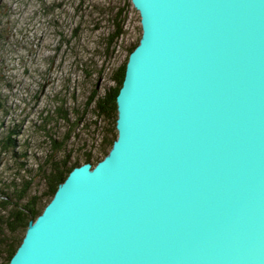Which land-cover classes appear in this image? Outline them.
<instances>
[{
  "label": "water",
  "instance_id": "95a60500",
  "mask_svg": "<svg viewBox=\"0 0 264 264\" xmlns=\"http://www.w3.org/2000/svg\"><path fill=\"white\" fill-rule=\"evenodd\" d=\"M131 2L118 136L8 264H264V0Z\"/></svg>",
  "mask_w": 264,
  "mask_h": 264
},
{
  "label": "rangeland",
  "instance_id": "374dc122",
  "mask_svg": "<svg viewBox=\"0 0 264 264\" xmlns=\"http://www.w3.org/2000/svg\"><path fill=\"white\" fill-rule=\"evenodd\" d=\"M128 2L0 0V188L20 175L37 176L45 166L50 155L48 134L60 141L68 128L62 120H46L48 112L62 106L71 112V123L76 122V111L82 110L91 90L112 85L111 71L141 34L139 12ZM121 5L127 7V31L109 47L108 16ZM92 123L89 114L67 147L54 155L59 158L75 148L72 162L82 159L89 150L87 143L100 140ZM15 129H19L16 135ZM9 135L17 146L1 149Z\"/></svg>",
  "mask_w": 264,
  "mask_h": 264
},
{
  "label": "trees",
  "instance_id": "16d2710c",
  "mask_svg": "<svg viewBox=\"0 0 264 264\" xmlns=\"http://www.w3.org/2000/svg\"><path fill=\"white\" fill-rule=\"evenodd\" d=\"M128 4L133 5L131 0ZM126 9L125 5L118 6L108 16L110 30L106 39L109 47H114L126 34ZM141 34L128 47L125 59L111 71L112 85L103 91L98 89V86L91 90L86 97L82 110L77 109L76 111L77 118L74 120L76 122L71 123V112L65 110L62 106H58L54 110V114L48 112L45 115L46 120L66 122L68 128L64 131L60 141L53 139L52 135L54 134H48L50 138V155L44 162L45 166L42 167L43 165H41L37 170V176L20 175L0 188V264L9 263L21 244L30 221L35 220L42 213L45 206L53 198L59 184L66 179L69 172L75 166L85 162H91L94 166L109 153L113 142L118 136L116 126L118 118L117 95L125 77L129 54L138 45ZM89 114L93 117L91 126L100 136L99 142L97 143V137L94 139L96 141L95 145L87 143L89 150L86 151L82 159L76 158L74 162H72V158L75 148L69 149L68 152L63 151L62 156L59 158L55 156L67 147L66 142L76 136L78 124H82V122L84 124ZM18 132L19 129L14 130L15 135ZM16 146V140L12 135H9L1 149ZM95 148H97L96 152L93 151ZM22 164L26 165L25 163ZM26 170L29 173L32 171L30 168ZM37 183L38 185H36Z\"/></svg>",
  "mask_w": 264,
  "mask_h": 264
},
{
  "label": "bare ground",
  "instance_id": "6f19581e",
  "mask_svg": "<svg viewBox=\"0 0 264 264\" xmlns=\"http://www.w3.org/2000/svg\"><path fill=\"white\" fill-rule=\"evenodd\" d=\"M137 10V9H136ZM138 11V10H137Z\"/></svg>",
  "mask_w": 264,
  "mask_h": 264
}]
</instances>
